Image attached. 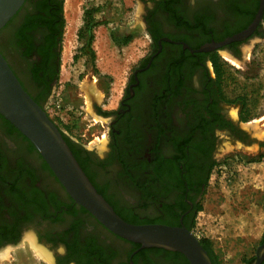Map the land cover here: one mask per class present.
Returning <instances> with one entry per match:
<instances>
[{
    "label": "flooded vegetation",
    "instance_id": "flooded-vegetation-1",
    "mask_svg": "<svg viewBox=\"0 0 264 264\" xmlns=\"http://www.w3.org/2000/svg\"><path fill=\"white\" fill-rule=\"evenodd\" d=\"M60 1L25 0L0 29V52L43 108L59 81ZM140 1L149 48L115 106L92 98L104 133L97 143L62 133L122 219L192 231L210 176L226 159L223 147L232 152L251 141L241 126L242 107L231 114L212 59L223 50L245 59L242 49L264 40V11L243 40L200 51L246 29L260 0ZM27 235L49 252L51 263L39 257L46 264H189L180 252L140 247L107 229L72 200L31 142L0 114V250L26 244Z\"/></svg>",
    "mask_w": 264,
    "mask_h": 264
},
{
    "label": "rangeland",
    "instance_id": "rangeland-1",
    "mask_svg": "<svg viewBox=\"0 0 264 264\" xmlns=\"http://www.w3.org/2000/svg\"><path fill=\"white\" fill-rule=\"evenodd\" d=\"M143 8L140 0H63L59 81L44 108L62 132L83 143H97L104 133L91 101L115 106L133 64L146 54ZM242 52L245 59L235 62L219 54L228 72L220 88L233 116L239 105L247 109L241 126L251 141L232 152L223 141L226 159L210 176L192 229L217 264H245L264 235V40ZM28 242L1 249L0 264H46Z\"/></svg>",
    "mask_w": 264,
    "mask_h": 264
},
{
    "label": "water",
    "instance_id": "water-1",
    "mask_svg": "<svg viewBox=\"0 0 264 264\" xmlns=\"http://www.w3.org/2000/svg\"><path fill=\"white\" fill-rule=\"evenodd\" d=\"M24 1L0 0V29ZM263 11L264 0H260L256 16L246 29L223 41L208 43L199 50L212 51L229 42L243 40L262 19ZM222 52L236 58L226 50ZM0 114L31 142L72 200L89 211L111 232L139 244L140 247H161L180 252L189 264H212L199 239L185 226L133 224L122 219L114 211L81 168L62 131L49 118L44 108L24 89L1 52ZM263 256L264 242L257 246L255 258L250 264H260Z\"/></svg>",
    "mask_w": 264,
    "mask_h": 264
},
{
    "label": "trees",
    "instance_id": "trees-1",
    "mask_svg": "<svg viewBox=\"0 0 264 264\" xmlns=\"http://www.w3.org/2000/svg\"><path fill=\"white\" fill-rule=\"evenodd\" d=\"M56 17L59 20L58 36H59V41L61 42L63 29H64L63 0H61L59 2V5L57 7V15H56ZM84 26L87 28L88 27V23L86 22L84 24ZM91 38H92V36H89V39H91ZM212 60H213L212 62H213L214 72L216 74V79H217V82H218V86L220 87L221 82L223 81L224 77L228 73L227 72V68L225 67L223 62H221L219 56L215 55ZM244 106H245V104H244ZM242 110H243L242 111L243 120L246 121V119H247V109L243 108ZM65 139L67 140V138H65ZM200 208H201V206H199L197 210L199 211ZM189 229L191 230V228H189ZM199 241L202 244V246L206 249V251L208 252V254H209V256H210V258L212 260V264H217L216 256H215L213 250L211 249L209 243L207 242V240L199 239ZM249 261H247V262H249Z\"/></svg>",
    "mask_w": 264,
    "mask_h": 264
},
{
    "label": "bare ground",
    "instance_id": "bare-ground-1",
    "mask_svg": "<svg viewBox=\"0 0 264 264\" xmlns=\"http://www.w3.org/2000/svg\"><path fill=\"white\" fill-rule=\"evenodd\" d=\"M223 56L226 57L228 60H230L231 62H235L234 59H232V57H230L229 55H227L226 53L222 52ZM92 98V97H91ZM90 101V99H89ZM27 239L28 241H30V243L32 244V246L35 249V252L37 253V255L43 259H46L48 261H50L51 263V258H50V254L48 255L45 251H43L42 247H37L35 244V237L33 235H27Z\"/></svg>",
    "mask_w": 264,
    "mask_h": 264
}]
</instances>
